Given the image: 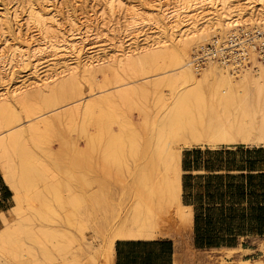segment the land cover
I'll list each match as a JSON object with an SVG mask.
<instances>
[{"label": "bare ground", "instance_id": "obj_1", "mask_svg": "<svg viewBox=\"0 0 264 264\" xmlns=\"http://www.w3.org/2000/svg\"><path fill=\"white\" fill-rule=\"evenodd\" d=\"M92 1L102 3L99 4L100 12L97 15L92 13L94 10L91 14L89 11L82 18L68 13L66 17L61 16L57 7L51 8V4H28L27 25L34 29L35 36L40 40L36 41L34 35L31 36L33 41L20 39L6 53H0V76L1 70L4 71L6 67L12 71L18 64L26 68L31 64L29 71L38 78L41 67L38 62L44 60L46 63L66 64L63 70L65 77L57 78L55 72L45 74L34 85V94H27V89L31 87L24 85L11 89L8 82L4 84L5 92L0 93V175L12 192L13 202L8 210L0 212V264H49L46 263L49 261L47 254L43 251L38 254L33 246V238L29 237L34 232L29 225L30 218H21L26 206L39 210L38 200L43 190L50 192L58 202L65 196L62 194L68 193L66 196L74 206L83 200L100 207L108 200V190L100 180L85 181L86 175L73 180L69 176V171L83 163L88 164L86 153L79 151L77 144L66 138L74 131L84 136V132H88L85 122L94 123L88 128L97 127L101 133L97 134L99 131L95 129V133L90 134L98 136L84 140V146L87 150H96L103 139L99 154L104 173L108 174L112 169L117 173V167L123 160L126 163L128 188L134 197L133 203L122 215L115 216L113 209L106 208L105 214L109 217L104 219L103 228L107 232L101 237V244L96 248L84 245L86 251L92 253L88 258L93 264H114V245L118 240L149 241L163 237L165 234L159 228L163 221H174L180 228L191 226V208L181 202L182 149L243 144H260L264 148V60L258 61L256 54L250 51L249 60L253 67L234 70L233 75L227 70L233 66L232 63L220 62L215 55L203 59L206 60L205 67L200 66V70L199 67L194 68L198 59L195 48L202 49V44L209 38L219 51L229 38L228 34H236L238 28H264V0H147L148 4L133 3L135 0ZM234 4H243L248 8V20L240 19L242 9L240 13L232 14L230 10ZM204 12H208L210 18L202 16ZM121 20L124 29L119 28ZM1 24V27L9 26L7 22ZM98 29L111 34L120 32L127 42L126 48H123L125 41L121 39L117 42L106 65L93 57H82L83 38ZM44 55L45 58L36 59ZM68 62L72 65L68 66ZM98 73L104 80L100 79L103 81L101 89L109 91L106 88L113 87L110 91L114 92L95 99L92 90L89 91L90 95H84L82 84L93 86ZM149 73L160 75H150L140 81L162 77L144 84L142 82L143 85H134L139 81L136 78ZM234 75H237V81ZM162 85L173 92L172 97L167 103L160 92L157 103L161 102L163 106L154 115L150 114L152 111L136 109L142 116V125H137L140 129L130 128L124 132L123 128L130 125V122H125L120 125L116 136L108 132L107 127L110 128L109 123L113 118L110 115L112 111L110 114L107 111L116 101L130 103L133 99L143 98L148 90L157 92ZM178 85L185 87L178 90ZM251 91L256 92L257 97L248 104L241 95ZM60 109L63 110L60 112ZM98 109L102 111H98L100 115L96 111ZM56 111L58 113L53 115L55 120L48 116ZM95 111L99 118L92 117ZM232 114L245 118L246 122L231 119ZM77 118L86 121L73 128L74 124L71 126V123L73 120L78 123ZM62 120L67 122L69 128H66V123L64 127L58 123ZM55 121L60 126L58 128L66 129V133L59 129L61 134L69 132L66 137L53 132L56 129ZM52 138H56L55 143L59 144L57 151L51 150ZM49 168L54 170L50 173ZM71 181L76 186L71 187ZM40 183L42 192L36 189ZM59 234L54 237H59ZM186 248L179 249L181 257L176 260L177 264L205 262L201 253ZM58 249L64 252L65 248ZM61 264H80V261L79 258L66 259ZM240 264L264 262L244 260Z\"/></svg>", "mask_w": 264, "mask_h": 264}, {"label": "rangeland", "instance_id": "obj_2", "mask_svg": "<svg viewBox=\"0 0 264 264\" xmlns=\"http://www.w3.org/2000/svg\"><path fill=\"white\" fill-rule=\"evenodd\" d=\"M136 2L133 3H137V4H148L147 0H135ZM33 4V5H48L51 4L52 7L51 8H55L57 7V10L59 11L61 16L66 17L67 13L68 14H73L78 18H82L84 16V13L89 12L90 14L92 13H98L100 12V5L102 4L100 1H95L93 2L92 0H0V53H6L7 50L10 48V46L14 43L17 42L18 40H27L29 41V39H32L30 41H33V38L31 36L34 37V39H36V41L40 40L38 36H35L36 32L33 31L34 29L31 28L30 25H27V10H28V4ZM96 4V5H93ZM98 4V5H97ZM100 4V5H99ZM62 6H64L65 8H63ZM92 6V7H90ZM92 8V10H91ZM242 9L241 12V18L242 21L248 20L250 17L248 8L245 7V5L243 4H234L231 7V12L233 15H235L236 13H240L239 11ZM204 10H210L207 8H204ZM202 16L207 18H210V14L208 12H204L203 14H201ZM252 16V15H251ZM8 23V27L9 29H7L6 27L2 26L1 27V23ZM121 25L119 26L120 29H124L123 28V20L120 21ZM115 29L116 26H114ZM7 29V30H6ZM119 29V30H120ZM255 30V31H254ZM261 29H253L251 26H247V27H243L238 28L236 34H238L239 31L242 32H250L252 33L253 31H260ZM233 35V33H229L228 36ZM27 37V38H26ZM31 37V38H30ZM255 37V36H254ZM124 38V34H121L120 32L118 34H111L106 32L103 29H98L95 30L93 32L92 35H89L88 37H84L83 38V43H82V47H84L83 50V54L82 57L83 59H88V57H93L95 59L100 60V63H103L104 65H106L107 61L111 60V57L113 55V52L115 51L117 45H118V41H120L121 39L123 40V42L125 43L123 45V48H126L127 42L126 39ZM119 39V40H118ZM213 41L209 38V40L205 43L202 44V47H204L206 44H210ZM142 43V42H141ZM38 45H40L38 43ZM42 46V45H40ZM198 49H201L200 47H196L195 48V53L197 52ZM96 51V52H95ZM46 55L41 56V57H36V59L38 58V60H41L42 58H45ZM46 61L48 59H45ZM44 60L38 62V65L41 67H39L40 69H38V73L37 75L39 76L38 78H35V76H33V74H31V71H29V69L31 68V64L30 66L28 65L29 68H26L25 66H22L20 64H18L17 66H15L12 70L14 71L12 73V71H9V69L7 70V67L3 70H1V76H0V93H3L5 91L4 90V86L7 85L9 83V87H11V89H13V87L16 88L17 87H22V86H28L31 87L29 89H27V94L31 95L34 94V92L36 91V87H34V85L36 84V82H38L37 80L41 79L45 74H51L53 72H55V74H57V78L60 77H65L66 73H63V70L65 69L66 64H64L63 62H59L57 64H54L51 61H48V63H46ZM34 63V61H33ZM73 63V62H72ZM227 64H230L228 62H226ZM251 66L250 67H240L243 69L246 68H251L253 67L252 62L250 61ZM35 64V63H34ZM68 66H71L72 64L68 62ZM37 65V64H36ZM44 66V67H43ZM206 66V62L204 63V66ZM197 66L195 65L194 68H196ZM202 67H199L198 69L200 70ZM240 68H236L234 66H231V68H228V72L233 75V71L234 70H241ZM197 69V68H196ZM9 71V72H8ZM8 73V74H7ZM6 74V75H5ZM100 74V73H98ZM96 74L95 76V81L93 82V86H90L88 83H83V87L82 90L84 91V95H90L89 91L92 90V94L94 93V97L96 98H102L104 95L106 94H110L114 91H110L113 87H107L106 89H110L109 91H105L102 90L101 88V82L103 83V76L100 74L98 75ZM159 73H152V74H148L145 76H139L138 79L139 81L137 83H135V86H139V85H143L146 82L152 81V80H157L159 78H161L162 76H157V78H150L148 81H140L142 80L144 77H155L156 75H158ZM10 75V76H9ZM151 75V76H150ZM160 75V74H159ZM3 76H6L5 78ZM9 76V77H8ZM102 76V77H101ZM166 76V75H165ZM234 80H238L237 75H234ZM3 79V80H2ZM9 79H12L9 81ZM55 78H53L54 80ZM103 81H101V80ZM7 80V81H6ZM8 82V83H7ZM141 82V83H140ZM143 82V84H142ZM14 83V84H12ZM95 83V84H94ZM5 84V85H4ZM16 84V85H15ZM134 85H132V87H134ZM160 87V88H159ZM159 90L157 92H154L152 90H148L147 92H145L144 97L141 98L139 97V99L136 98V100L134 101L131 100L130 103H128L126 101V103H121L117 101L112 105L113 107L107 111V113L112 116L111 118V123L110 124V128H108L109 124L107 122V130L108 132L111 131L110 133L112 135L116 136V133L119 134V127L120 125H122V123H128L130 122L129 126H126L123 128L124 132H128V130L130 128H137L140 129L139 126L142 125L143 121H142V116L139 115L137 111H152L150 114L154 115V113H156L158 110H161L162 108V104L161 102L157 103V97L158 94H162V96H164V99L167 100V103L169 102V99L172 97V93L170 92V90L168 89V87H165L164 85L159 86ZM185 86L183 85H178L177 89L181 90L183 89ZM101 91V95L99 92V95L97 96V92ZM102 91L103 94H102ZM86 93V94H85ZM91 94V95H92ZM257 93L254 91L251 92H246L244 95H241L242 97H244L243 99L246 100V102L249 104L251 102H254L256 99ZM92 96V97H93ZM90 97V98H92ZM93 97V98H94ZM92 98V99H93ZM135 103H134V102ZM130 104V105H129ZM129 105V108H128ZM127 106V108H126ZM62 107V106H61ZM147 109V110H146ZM60 109L58 111L61 112ZM130 110V111H129ZM58 111L54 112V113H50L48 114L49 117H52V119L55 120V118H53V115H56L58 113ZM97 112L100 111L102 113L101 110H96ZM96 111L93 113L92 117H98L100 115H97L98 113H96ZM114 112V113H113ZM96 113V114H95ZM107 113L105 112V114L107 115ZM104 114V113H103ZM47 116V115H46ZM48 118V117H47ZM99 118V117H98ZM51 119V118H50ZM51 119V120H52ZM231 119H237V120H241L244 123L246 122V119H242L239 116H236L235 114L231 115ZM54 120H52L54 122ZM78 123H74L72 121V125L74 124V127H79L81 126V122L83 123L86 120L81 121V119L77 118L75 119ZM79 120V121H78ZM91 120V119H90ZM95 120V118H94ZM63 121V120H62ZM61 121V122H62ZM75 121V122H76ZM58 122L61 124L62 127H64V124L67 122L63 121L62 123ZM89 122V119H88ZM93 123V121H91ZM115 122V123H114ZM57 121H55L54 124V128L55 131H53L55 134L57 133H62V129L63 132L64 128H58L60 126H58ZM141 123V124H140ZM59 124V125H60ZM65 124V125H66ZM80 124V125H78ZM91 123H87L85 122L84 126L86 125V128H84L83 124H82V128L83 130L85 129L88 132H84V134L87 136H81L78 133H76L75 131L71 134L69 133V135L67 134H61L63 136L67 137L66 138H70V140H72L73 142H75L79 148V151L81 150V152L83 151L84 153H86V155L88 156V164L85 165V163L81 164L78 168H74L73 170L69 171V176H71L73 178V180L76 177H80V176H85V181H89L91 182L92 180L98 181L100 180L102 183H104L106 185V189L108 190V193L106 194L107 196V201L105 202V204H103L102 206H97L95 204H90L88 201H81V203L77 206L72 205V203H70L68 197L66 196L68 193L62 194L63 199H61L62 201L58 202L49 192H46L43 190V186L40 183L39 188H37L36 184L35 187L36 189L39 191V189L41 190L40 192H42V195L39 196V200H38V206H39V210H31L29 208L24 209L25 211L23 212V214H21V218H30L31 223H29V225L34 229V234H30L29 237L31 236L33 238V242H34V247L37 251L38 254L45 252L47 254V260L46 263L49 264H61L62 262H64V260L69 259L70 261L79 258L80 264H93L92 262L89 261V254L92 255L91 252H87L86 251V247L84 248V245L87 244L92 248H96L99 247V245L102 242V238H103V234H105L107 232L106 228L104 229V222H105V218L109 217L108 215L105 214V210L106 208L110 207L111 209L114 210V215L116 216L118 215H122L124 213V211L131 205V203H133L134 201V197L133 194L130 193V190L128 188V179H127V172H126V163L122 160V162L119 164V166L117 167V173L112 169L110 170V172L108 174L104 173L103 169H102V165L100 163V150L102 146L101 144L103 143V139H101L100 141V145L98 144L99 148L97 147L96 150H92V148L88 149L86 148V145L84 146V144L86 143L84 140L89 139V137L92 138H96L97 136L90 133H95V129L96 132H98L97 134H100V130L98 128L97 131V127H93V128H88L90 126ZM94 124V123H93ZM93 124H91L90 127L93 126ZM116 124V125H115ZM76 125V126H75ZM88 125V126H87ZM95 125V124H94ZM139 125V126H137ZM25 126V125H24ZM57 126V127H56ZM66 128H69V125L67 124ZM58 128V130H57ZM59 129L61 130L59 132ZM111 129V130H109ZM54 130V129H53ZM58 132H57V131ZM70 130V129H69ZM72 130V129H71ZM84 130V131H85ZM93 130V132H92ZM118 130V131H117ZM68 131V130H67ZM73 131V130H72ZM90 131V132H89ZM66 133V132H64ZM89 133V134H88ZM88 134V135H87ZM90 135V136H89ZM68 138V139H69ZM56 138H52L51 139V150L54 151L59 148V144L58 142L55 143ZM58 141V140H57ZM58 144V145H57ZM253 145H260V144H253ZM97 146V145H96ZM86 148V149H85ZM223 148V147H221ZM251 148H260L259 146H251ZM84 149L86 150V152L84 151ZM188 149V148H187ZM191 150V149H189ZM186 151V149H182V154ZM51 170L53 171L54 168H51ZM51 170L49 168V172L51 173ZM56 172V171H55ZM95 178V179H94ZM38 184V183H37ZM70 186L74 187L76 186V184L71 181ZM33 185V184H32ZM49 185V184H48ZM36 190V191H37ZM35 190H32V192ZM65 192H67L66 190H64ZM11 192V191H10ZM64 193V192H63ZM12 194V192H11ZM32 196L34 195V193L31 194ZM63 202V204H62ZM13 205L12 200L10 201V207ZM112 216V215H111ZM113 219H117L116 217H114ZM162 222V221H161ZM71 223V224H70ZM1 227V225H0ZM38 228V229H37ZM41 228V230H40ZM160 230L165 234L163 237H167L170 238L172 240H174L176 242V244L178 243V240L183 239L184 235H185V230L186 228H180V226L174 222V221H163L162 223H160L159 226ZM49 229V230H48ZM38 232H35L37 231ZM51 230V232H50ZM40 231V232H39ZM46 231H48L46 233ZM57 232L63 236H61L59 234L58 236L54 235ZM46 233V234H45ZM50 233H53L51 236ZM178 233H180L181 235H179ZM39 234V235H38ZM64 235L65 237H67L66 239L68 240V244L66 243V239H64ZM38 236V237H36ZM41 236V237H40ZM47 236V238H46ZM40 237V240H39ZM45 237V238H44ZM58 237V238H57ZM102 237V238H101ZM62 238V240L60 239ZM48 239V240H47ZM43 240V242H42ZM45 240V241H44ZM47 240V241H46ZM65 240V241H63ZM41 242V243H40ZM88 242V243H87ZM63 243V244H62ZM59 244V245H58ZM242 246L244 248H246V250H242L241 247H238L237 250L235 251H229V250H212L209 251L206 256H207V263L206 264H240V261H244V260H248L251 263H254L255 261L257 262H264V241H262V238H249L247 239V241L241 242ZM65 245V246H64ZM60 246L61 248H65L67 250L64 249V252L62 254V252H60L61 250H59L58 247ZM57 247V248H55ZM83 249V251H82ZM39 257V255H38ZM181 257V253L179 258ZM51 258V259H50ZM86 260V261H85ZM179 260V259H178ZM89 261V262H88ZM43 263V262H42ZM205 263V262H204ZM203 263V264H204ZM177 264V263H176Z\"/></svg>", "mask_w": 264, "mask_h": 264}, {"label": "crops", "instance_id": "obj_3", "mask_svg": "<svg viewBox=\"0 0 264 264\" xmlns=\"http://www.w3.org/2000/svg\"><path fill=\"white\" fill-rule=\"evenodd\" d=\"M251 146H259L260 148H251ZM223 147V148H221ZM191 149V150H189ZM264 149L261 145H233V146H217L208 148L203 146H193L181 153V202L186 207L191 208L192 224L185 230L183 239L178 243L167 237H158L155 240H118L114 245V264H176L179 259L182 248L188 249L195 253L199 252L207 263L206 254L212 250H237L241 247L246 250L241 242L247 241L249 238L264 237H245L240 238L234 247H220L211 249H197L194 246V216L199 218V227H206L208 216L211 221H216L219 217L220 210L224 214L230 213H251L257 206H264V195H261V189H264V162L257 159L246 158L243 153ZM230 153V154H229ZM254 176L252 181L253 187L249 190L257 191V198L250 199L247 194L249 190L245 189L243 198H237L235 186L246 183L247 176ZM233 178V187H227V179ZM219 180V186L215 191L211 185ZM222 180V181H220ZM208 184H211L208 187ZM231 184V183H230ZM7 188L10 196L5 191ZM216 187V185L214 186ZM12 194L5 185L0 175V212H5L10 208ZM201 217V218H200ZM187 241V243H186ZM185 242V244H184ZM187 257V256H186Z\"/></svg>", "mask_w": 264, "mask_h": 264}, {"label": "trees", "instance_id": "obj_4", "mask_svg": "<svg viewBox=\"0 0 264 264\" xmlns=\"http://www.w3.org/2000/svg\"><path fill=\"white\" fill-rule=\"evenodd\" d=\"M230 154V153H229ZM243 155L246 158H251L256 161L257 159L264 162V149L245 151ZM260 176H264L261 174ZM227 187L231 189L233 187L232 181L233 178L227 179ZM254 180V176H247L246 183L239 184L235 186L237 198L240 200L243 198L245 189L249 190L252 185V181ZM222 181V180H220ZM219 180L214 182L215 185L208 184L212 186V190L218 189L217 185ZM231 183V184H230ZM5 191L10 196L7 188L5 187ZM257 191L249 190L247 196L250 199L257 198ZM261 195H264V189H261ZM254 200V199H253ZM219 217L216 218V221H211V217L208 216L206 227H199V218L194 216V246L197 249H211V248H220L234 247L240 238L245 237H264V206H257L255 210L251 213H230L224 214L223 210H220ZM201 218V217H200Z\"/></svg>", "mask_w": 264, "mask_h": 264}, {"label": "built area", "instance_id": "obj_5", "mask_svg": "<svg viewBox=\"0 0 264 264\" xmlns=\"http://www.w3.org/2000/svg\"><path fill=\"white\" fill-rule=\"evenodd\" d=\"M254 31L252 33L239 31L238 34L229 36V38L225 40L223 46H220L221 50L219 51L212 42L206 44L202 49L197 50L196 58L198 59L195 60V65L197 67L204 66L206 60L203 59L207 58L208 55H215L214 57L220 62L227 61L228 63H232L236 68L250 67V51L256 54L258 61H263L264 28L260 31Z\"/></svg>", "mask_w": 264, "mask_h": 264}]
</instances>
